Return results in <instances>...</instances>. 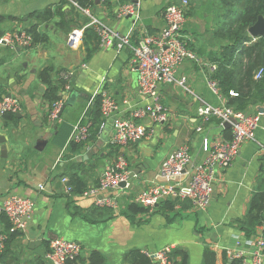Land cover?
Masks as SVG:
<instances>
[{
	"label": "crops",
	"instance_id": "crops-1",
	"mask_svg": "<svg viewBox=\"0 0 264 264\" xmlns=\"http://www.w3.org/2000/svg\"><path fill=\"white\" fill-rule=\"evenodd\" d=\"M91 1L88 11L92 17L121 34L133 29L131 42L137 44L147 33L164 27L165 7L180 0H141L136 24L133 17L118 16L119 9L133 0ZM189 3L182 34L200 61L211 65L226 45L219 37L224 24L219 0ZM89 22V16L68 0H0V38L31 29L46 38L25 49L0 46V101L7 97L20 106L15 119L10 113L0 116V205L14 194L34 203L25 229L9 241L5 264H49L45 254L49 241L56 238L79 243L78 259L86 262L92 252H98L103 264H130L125 259L130 251L155 252L170 247L184 249L188 264H202L205 249L215 252L216 264H224L225 249L238 248L237 244L242 246L248 239L264 238L262 229L249 237L241 229L252 197L264 191V152L260 147L264 146V104L247 110L261 119L256 141L244 143L228 169L216 170L206 210L173 200L160 203L152 212L140 206L137 212L130 210L136 205L135 194L159 183L162 162L180 146L190 148L187 172L191 174L204 159V140L212 145L230 138L229 124L198 117L203 103L226 106L219 89L213 92L208 87V80L213 78L208 66L186 61L177 68L176 76L187 77L191 93L173 84L159 87V100L169 112L168 120L164 124L148 118L135 120L146 128L141 141L118 148L106 140L100 142L99 137L78 151L73 149L75 143L69 142L72 127L79 121L86 122L91 110L87 103L100 85L118 105L116 118H130L134 109L150 103L140 94L129 48H101L96 39L87 41L84 36L79 48H65L68 34L74 29H87ZM53 37L61 38L63 44H55ZM86 49H92L88 59ZM68 69L74 71L72 89L63 98L64 105H70L61 121L51 124L50 106L43 99L46 86L39 74L47 70L50 79L57 80L59 73ZM111 135L109 129L107 139ZM82 150L91 156L83 158ZM119 155L125 157L136 178L130 190L116 193V209L95 210L93 199L65 191L75 173L85 180L87 188L96 185L103 170ZM8 227L6 216L0 212V235L6 234Z\"/></svg>",
	"mask_w": 264,
	"mask_h": 264
},
{
	"label": "built area",
	"instance_id": "built-area-1",
	"mask_svg": "<svg viewBox=\"0 0 264 264\" xmlns=\"http://www.w3.org/2000/svg\"><path fill=\"white\" fill-rule=\"evenodd\" d=\"M104 2L105 0H101ZM140 2H131L119 9V17H133L134 24L140 19ZM76 8L77 6L73 4ZM189 0H180L178 3L167 5L163 11L164 27L155 33H147L137 44H132L131 36L133 29L127 34H121L110 29L96 18L92 17L88 9H81L90 18L87 27H92L98 37L101 48H115L118 51L129 48L132 54V66L136 69L139 91L150 103L138 107L131 112L130 118H116L118 110L117 103L110 95L105 93L102 86H99L87 103L90 108L94 100L100 98L101 123L98 130V138L106 129L109 121L112 120V135L106 142L114 147L123 148L141 141L146 137L144 125L136 122L137 119H150L155 124H164L168 120L169 112L159 100L158 89L164 84H173L180 87L186 93H191L188 79L185 76H176L177 68L184 62L190 61L199 66H208L210 71H216V65H206L200 61L188 44L182 32L186 23V16L189 10ZM82 29H74L66 38V46L70 50L79 48L83 40ZM32 37L27 33L7 34L0 38V46H7L11 49L30 48ZM85 67L84 65L82 66ZM74 71L68 69L61 71L57 81H63L64 87L61 98L53 102L48 109V122L57 124L61 121V110L65 104L63 95L72 89ZM264 76V69L261 68L254 73L253 79L259 81ZM208 87L217 92V82L208 80ZM232 97L237 96L233 91L229 92ZM20 106L11 98L3 97L0 101V116L8 113L16 114ZM198 117L204 121L216 118L221 124L230 125V138L212 145L207 140L203 142L205 154L202 162L194 167L191 174L187 168L191 164V154L188 145H182L172 152L161 164L159 175L168 179L166 183H156L144 189L133 198V203L152 212L157 205L166 201L177 202L187 201L197 210L204 211L209 206L214 189L216 170H226L237 157L241 146L249 141H256V130L261 126L259 115L234 111L228 106L212 107L203 103L198 111ZM90 124L79 121L72 127L69 142L75 144H88L90 138ZM200 132L201 129L196 130ZM264 152V146H260ZM185 177L183 181L175 182L176 178ZM136 175L130 170L125 157L119 155L102 172L98 183L84 190L81 197L93 199L97 208L116 209L118 191L130 190ZM66 183V180H62ZM123 184V186H121ZM66 192H71L69 185L65 187ZM34 210V203L29 198L10 195L0 205V212L3 213L9 223V230L6 234L0 235V253L4 249L8 234L21 232L25 229ZM238 248L225 249L226 258L229 261H239L241 264H264V238L262 236L248 239ZM170 247L159 251H143L142 254L149 258L153 264H171L169 254ZM81 253L79 243L64 238H56L49 241L48 251L45 260L49 264H67L76 261Z\"/></svg>",
	"mask_w": 264,
	"mask_h": 264
},
{
	"label": "trees",
	"instance_id": "trees-1",
	"mask_svg": "<svg viewBox=\"0 0 264 264\" xmlns=\"http://www.w3.org/2000/svg\"><path fill=\"white\" fill-rule=\"evenodd\" d=\"M68 1L72 5L75 4L78 9H89L93 5L91 0ZM219 10L224 23L219 37L226 42V45L222 48L220 58L213 61L217 68L212 73V79L217 82L220 94L226 99V106L233 108L234 111L247 113L250 107L264 104V76L259 81L253 79L257 70L264 69V37L252 39L247 32L259 16L264 17V0H219ZM27 34L32 37V44L43 43L46 40L35 29L27 31ZM83 36L87 41L90 39L98 41L92 27L85 29ZM86 53L88 59L92 49H86ZM49 74V71L43 70L40 72L39 78L46 86L43 99L50 106L61 98L64 82L51 80ZM230 91H233L237 96H230ZM90 108V114L84 121L90 124L88 142L94 143L98 138L101 123L100 98L97 97ZM10 118L15 119V114L10 115ZM83 147L84 143L73 145L75 151ZM69 186L71 192L79 196L87 188L85 180L76 173L70 176ZM95 210L100 211L101 208H95ZM103 210L108 209L103 208ZM130 210L137 212L140 209L139 206L132 205ZM241 229L247 237L257 233V229H262L264 233V191H260L252 197ZM6 230L8 232L9 227ZM18 235V232L8 234L4 249L0 253V264L6 262L10 239H14ZM125 259L130 264H153L138 250L130 251ZM169 260L171 264H188L187 252L182 248L173 249L169 254ZM103 262L104 258L100 253L92 252L87 262L77 259L67 264H103ZM223 262L224 264H241L236 260L228 262L227 258H224ZM202 264H216L215 252L205 249Z\"/></svg>",
	"mask_w": 264,
	"mask_h": 264
},
{
	"label": "water",
	"instance_id": "water-1",
	"mask_svg": "<svg viewBox=\"0 0 264 264\" xmlns=\"http://www.w3.org/2000/svg\"><path fill=\"white\" fill-rule=\"evenodd\" d=\"M133 2H136V0H133ZM247 32H248L249 36L252 39H257V38L264 37V17L263 16H259L257 18V21L251 27L248 28ZM67 105H70V103H66V105L63 106V108L61 110V113H60V116L62 115V113H63V111H64V109L66 108ZM111 125H112V123H109L107 125L106 129L102 132V134L100 136V142L107 140L108 131L111 128ZM227 126H229V125H227ZM4 142L5 141L2 140L1 144H4ZM90 154L91 153H89L86 150H82L81 151V156H83V158H85L84 157L85 155H88L90 157L91 156ZM184 179H185L184 176L181 177V178H176L175 182L183 181ZM168 181H169L168 179L161 178V177L159 179V182H162V183H166ZM121 186H123V184H121Z\"/></svg>",
	"mask_w": 264,
	"mask_h": 264
},
{
	"label": "rangeland",
	"instance_id": "rangeland-1",
	"mask_svg": "<svg viewBox=\"0 0 264 264\" xmlns=\"http://www.w3.org/2000/svg\"><path fill=\"white\" fill-rule=\"evenodd\" d=\"M52 40H53V42L55 43V44H57V43H61V44H63V40L61 39V38H58V37H53L52 38ZM65 45H66V43H65ZM67 46H65V48H66ZM67 49V48H66ZM189 85V84H188Z\"/></svg>",
	"mask_w": 264,
	"mask_h": 264
}]
</instances>
